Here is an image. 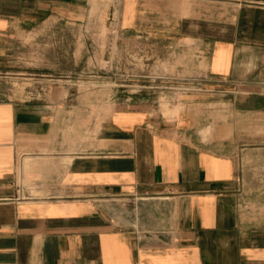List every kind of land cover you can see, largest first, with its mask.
I'll return each instance as SVG.
<instances>
[{"label":"crops","instance_id":"0c3cea01","mask_svg":"<svg viewBox=\"0 0 264 264\" xmlns=\"http://www.w3.org/2000/svg\"><path fill=\"white\" fill-rule=\"evenodd\" d=\"M81 2L0 0V79L14 40ZM111 6L192 87L167 115L113 108L64 155L63 98L0 96V264H264V0Z\"/></svg>","mask_w":264,"mask_h":264},{"label":"rangeland","instance_id":"374dc122","mask_svg":"<svg viewBox=\"0 0 264 264\" xmlns=\"http://www.w3.org/2000/svg\"><path fill=\"white\" fill-rule=\"evenodd\" d=\"M114 1L81 2L76 13L62 10L58 19H46L43 31L12 42L17 54L11 72L0 79V96L50 107L63 98L61 155L76 143L83 147L89 125L113 108L135 106L167 115L192 87L186 80H169L185 78L180 68H186V56L162 54L166 41L117 38Z\"/></svg>","mask_w":264,"mask_h":264}]
</instances>
